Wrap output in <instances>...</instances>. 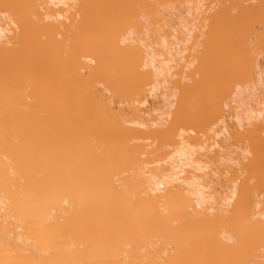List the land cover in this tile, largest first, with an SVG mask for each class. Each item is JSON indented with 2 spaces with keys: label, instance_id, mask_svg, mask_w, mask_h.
<instances>
[{
  "label": "bare ground",
  "instance_id": "bare-ground-1",
  "mask_svg": "<svg viewBox=\"0 0 264 264\" xmlns=\"http://www.w3.org/2000/svg\"><path fill=\"white\" fill-rule=\"evenodd\" d=\"M169 1L168 4L181 6L180 10L183 5L188 8L186 22L184 12L178 10V7L177 14L180 12L179 15L182 17L183 14V18L176 14L179 19L174 21L175 23L173 19L174 24L169 23L170 21L167 24L165 19L162 20L163 17L166 18L165 16L168 18L169 13L166 12L168 8L165 6L167 2L165 0L162 1L165 3H160L159 0H154V3L152 0L153 5L156 4L155 7L162 6L161 9L165 7V11L155 7L153 10L150 0H0V12L2 11L0 15V264H142L145 262L143 259L146 258L141 256L142 252L151 251L150 248L154 245L155 252H151L158 258H155L157 262L153 263L152 260L151 264L163 261L168 264L166 259L168 256L169 262L173 263L176 260L173 250H170L171 254L161 253L164 245L174 246L176 252H183L186 255L181 254L184 258L180 259L179 256L176 264H180L184 259L188 264L191 261L192 264H197L196 257L199 256V262H203L201 264H211V261L215 260L211 259L216 258V250L217 253L219 251L218 254L223 252L225 255L221 258V253L220 257H217L220 262L216 260L214 264H236L235 262L242 264L241 262L246 260V258L243 260V257L247 256L248 262H243L244 264H257L256 262L259 264L254 255L259 253L262 246L264 247L262 240L264 236L258 235V239L262 238L260 239L263 244L259 250L256 247L260 244L255 240L257 237L255 232L264 235L262 228L264 212L259 211L261 206H257L264 200L260 199L261 191L263 190L264 193V109L255 112L244 103L250 97L247 95H251L247 92L248 83L251 81L250 75L253 70H258L264 65V58H261L260 67L257 59L264 48V38L260 35L264 33V0H228V6L223 0H217L221 3L220 5L217 2L221 6H215L217 11L214 6L215 9L210 7L211 4L216 3V0L215 3L212 0V3L207 5L209 7L206 6L207 17L204 18H207L206 28L204 31L200 30L205 33L203 38L202 33L194 35L199 27L196 28L193 21L189 20L192 16L190 12L197 9L194 3L197 4L198 0H186V2L184 0L186 4L183 0H177L182 5L173 2L174 0ZM136 4L144 8H139L135 6ZM40 6L45 10L44 14L40 13ZM133 6L141 11L145 9L143 12L146 13L141 14L146 16L144 17L146 19L149 16L152 21L157 17L156 12L158 14L161 12L162 16L160 14L158 17L161 16L162 19L159 17L158 22L156 19V24L161 23L159 25L165 27L166 23L168 31L171 30L170 34H167L166 28H162L161 31L159 25L156 31H153L151 25L154 23L151 24L150 20L146 22L143 18L146 29L150 22L147 33L148 30L143 29V25L140 24L142 19L139 17L142 15L139 14V9L137 10L139 13L136 11L137 14L134 15L133 12V15L141 19L135 22L146 30L145 33L138 25L134 27V23L129 25H133L134 29L138 26L139 31H143L142 34L138 29L139 33L131 27L128 32L125 30V34L124 29L117 33L120 28L119 30L117 27L113 28L117 25L114 21H118L116 23L119 24L121 20L119 26H122L123 18L117 17L116 13L119 15L125 11V15L130 11L126 14L127 17L123 16L124 19L128 18V21L129 18L132 20L134 16L131 17V11L137 9ZM184 11L186 13V10ZM201 13L202 16L205 15L202 11ZM112 14L115 15L110 18ZM115 16L119 20L113 19ZM111 19L114 20L111 23L115 25L113 27L109 25ZM161 20L165 22L164 26ZM197 20L200 23L199 18ZM125 22L127 21L124 20L127 27L128 24L126 25ZM157 29L161 32H157ZM256 31L260 34L254 36ZM153 33L156 37L150 38L155 35ZM193 36L195 39L188 49L186 44L192 42L190 39H193ZM197 39L201 48L196 44ZM196 45L197 49H194ZM187 49L193 51L187 58L190 59L195 54L193 60L191 59L189 63L187 61L188 64L185 62V68L179 67L180 61L186 59V55L184 58L182 54H187ZM127 51H130V54L134 53V56L130 55L131 57H136L134 58L136 65L129 68L126 58L124 59ZM175 67H178L176 68L178 71L172 75L171 71ZM185 69L189 70L184 73ZM127 71L130 73L128 74ZM256 72H259L256 75H260L261 71ZM183 73L185 75L187 73L186 77ZM172 77L174 80L170 81ZM233 79L246 81L247 84L243 86L245 88L234 85ZM257 79L256 83L258 81L257 84H260V78ZM169 82H172L171 86L168 85ZM97 85L100 86L99 89ZM167 85L172 89H168ZM233 87L236 89H232ZM111 94L116 97L126 95V98L128 97L132 102L127 99L123 101L122 97L121 100L127 102L125 105L130 101L129 105H122L119 103L120 97L118 101L117 98H112ZM175 94L177 97L174 96ZM230 96L232 98L228 100L227 97ZM174 97L177 106L172 105ZM170 108L173 112H170ZM225 108L228 109L227 112L224 111ZM125 110L127 117L130 115L129 118H124ZM163 117H167L169 125H172L170 131L166 129L168 127L165 126L166 120H163ZM216 119H219L218 122ZM219 122L222 124L220 125ZM207 126L212 128L208 130ZM179 127L187 129L184 130V134L180 133L183 131H178L181 130ZM173 130L176 136L172 133ZM196 131H201V135L202 132H206L203 136L200 135L203 139L200 143L202 146L205 144L203 137L207 135L206 140H210L212 146L218 147L217 153L208 149L213 153L212 156H208L211 155L208 150H205L206 153L204 152L203 155L199 154L205 147L199 146L198 140L194 142L191 137L188 141V137H185L186 133L193 132V135H197ZM231 131H233L232 136H240L248 143L245 141L242 142H245V145L240 143L247 147L243 149L240 146L243 152L239 151L244 155L245 150L247 156L243 157L247 159L245 158L244 162L243 157H240L242 162H238L246 172L235 162L240 159L234 160L239 157L233 156L239 145L236 144V150H233L234 148L233 151L230 150L232 151L230 156L226 154L229 148L222 151L228 139L226 136H231ZM222 133H226L225 137ZM183 137L188 143L191 141L190 145ZM176 138L180 139L176 140ZM149 140H158V143L154 142L159 146L163 143V150L166 146L170 148L163 159L158 160L154 157L160 158V152L157 150L155 151L158 155L157 152L155 155L152 154L154 160L156 158L159 161H154L159 165L157 167L153 166L148 159L149 156L147 157L148 150H151V153L155 152L150 148ZM140 141L142 143L145 141L148 147L136 143ZM142 147L148 148L146 152ZM144 153H148L145 157L149 163L142 159ZM206 154L205 158L209 157L213 162L209 158H204ZM213 156H216V162ZM198 159L200 161L205 159L206 162L204 160V163L200 162ZM207 162L211 167L218 165L214 167L221 171V175L230 173V175L226 173L223 177V181L226 178V184L227 182L229 184L227 194L222 195V192L218 196L219 191L223 189L222 185L218 187L219 191L218 189L214 191L212 189L215 187H210V192L214 191V200L207 194L208 181L211 179V182H214L211 172L214 170L205 164ZM233 165L238 166L244 173ZM232 167H236L241 176L238 174L239 176L235 178L236 170ZM208 169L213 179L209 176L210 179L207 180L205 176L208 174H202L204 171L207 173ZM227 169L229 171H226ZM228 184L225 185L226 190ZM240 192L244 195H240ZM241 197H245L243 200L246 201L249 199L247 202L244 201L247 205L241 203L239 205V202L243 203ZM255 197L262 201L258 202ZM215 199H218L217 202ZM256 201L254 207L253 202ZM249 202L251 205L253 203L252 210L257 211L258 215L255 213V216L259 217H255L251 212ZM209 204H216L225 210L213 208ZM242 205L247 206V209L244 208L247 214ZM248 209L253 215L248 213ZM213 211H219L222 215L219 213L217 217L211 213ZM227 212L230 213L231 216H228L232 217L233 222L230 219V222L227 221L229 218L225 214ZM224 214L228 218L224 219ZM219 215L224 217H222L224 221L223 219L221 221ZM204 216L208 218V221L204 219L206 221L204 226L211 232L214 223L218 225V219L214 216L220 219L218 222H224L223 224L219 222L222 224H219L222 229L227 226L226 231L225 229L219 231L220 227L216 229L217 225H215L212 236L217 239L218 245L216 242L215 245L221 247L223 243L225 244L224 247L229 251H227L228 255L226 250L222 251L223 247L217 248L212 239H209L211 232L205 240L204 233L200 230L203 225L198 223L197 218H202L203 221ZM209 216L211 219L214 218L212 219L214 222ZM251 216L256 220L253 221ZM190 217L195 223L188 222ZM193 218L197 220L194 221ZM196 223L199 225L197 226ZM193 224H196V227ZM248 224L250 227L247 226ZM251 224L255 227L254 232L249 231L246 238L248 240L252 235V240L246 242L245 235L242 234L248 233L246 229L251 228ZM255 225H260V229ZM232 229H236L235 232L238 230L237 235ZM198 235H202L201 238ZM238 235L244 237L243 241L238 240L242 238H238ZM195 238L199 243L202 241L205 247L201 245L204 248L207 245L209 247L211 242L213 244L204 252L197 246L199 250L201 249L198 253V248L193 245L197 242ZM152 240L155 244H152ZM253 241L256 245H253L255 244ZM150 242L153 246L149 248ZM232 242L235 250L229 244ZM234 243L239 245L244 243L245 246L240 245V248L243 247L246 251L245 253L243 251L242 256L238 254L239 246ZM246 243L247 245L251 243L248 246L256 248L258 253L250 247L247 251ZM165 248L163 252L170 249ZM195 250L197 256L194 254ZM250 250L256 252H251L252 255L249 253ZM261 251L260 255L264 248ZM148 252L147 255L152 254ZM247 252L254 256V261H257L251 262L253 257L247 255ZM259 254L257 256L262 257ZM164 256H166L165 260ZM228 256L231 258L236 256L235 259L242 258V261L240 259L233 261L235 260L233 258L231 262ZM194 258L197 259L196 262ZM148 260L151 261L150 258ZM145 263L149 264V262Z\"/></svg>",
  "mask_w": 264,
  "mask_h": 264
},
{
  "label": "rangeland",
  "instance_id": "rangeland-1",
  "mask_svg": "<svg viewBox=\"0 0 264 264\" xmlns=\"http://www.w3.org/2000/svg\"><path fill=\"white\" fill-rule=\"evenodd\" d=\"M155 1H156V0H155ZM162 1H163V0H162ZM162 1L159 0L160 3H161ZM165 1H167L166 4H165V6H167V8H168L166 12H167V13L169 12V13H168V18H169V19L172 18V19L169 20V19L167 18V16H165V17L167 18V20H166V18H164V17H163V19H162V18H161V16H162L161 12H160L159 14H158V12H156V13H157V14H156L157 17H156V15H155V17H156V19H157V22H158V20H159V17H160L162 20L165 19L164 21H165V22L167 21V24H168L169 21H170L169 23H171L173 19H174L173 22H174V21L176 22V21H178L177 19H179V18H177V15H178L180 18H183V14H185L184 16H186L185 22H186V20H188V19H187V18H188V16H187V9H188V8L186 9L185 6L183 5V6H182V10H180L181 6H178L177 4H175L176 6L173 4V5H174V6H173L172 4H168V3L170 2L169 0H165ZM172 1H173V0H172ZM172 1H171V2H172ZM178 1H180V0H178ZM178 1H177V0L175 1V0H174L173 2L178 3ZM189 1H190V0H189ZM192 1H193V0H192ZM194 1H196V0H194ZM200 1H201V2H200ZM200 1H199V0L197 1V2H198L197 4H199V5L195 4L196 2L194 3V5H195L196 7H195V6H191V7H195V8H197V9H196V10L194 9V10H195V11H194L193 8H192L193 11L190 12V14H191L192 16H190V18H189V20L193 21L192 23L194 24V26H196V28H198V27L200 28V29L198 28V29H197V32H195V34H194L195 36H196V34H197V35H201V33H202L201 31H204V29L206 28L205 23H207V22H206V19H207V18L204 19L205 17H207V15H206V14H207L206 6H207V5H210V3H212V2H211L212 0H210V1H209V0H200ZM208 1H209V2H208ZM213 1H214L213 3H215V0H213ZM221 1H222V0H221ZM227 1H228V0H223V3H227ZM150 2H152V0H150ZM153 2H154V0H153ZM153 2H152V6H153L152 9H153V10H155L156 8L158 9L159 6H158V7H155L156 4L153 5V4L155 3V2H154V3H153ZM183 2H184V0H183ZM185 2H186V0H185ZM185 2H184V3H185ZM202 2H203V3H202ZM217 2H218V1L216 0L215 5H212V4H211L210 7H213V6L215 7L216 5H218V3L221 5L220 2H218V3H217ZM157 3H158V2H157ZM162 3H165V2H162ZM192 3H193V2H192ZM192 3H191V4H192ZM205 3H206V4H205ZM178 4L182 5L181 2H179ZM185 4H186V3H185ZM191 4H190V5H191ZM145 5H146V4H145ZM158 5H160V4L158 3ZM161 5H164V4H161ZM220 5H218V6H220ZM225 5H226V4H225ZM135 6H138V7H139V5H137V4H136ZM197 6H198V7H197ZM227 6H228V3H227ZM133 7H134V6H133ZM141 7H142V6H141ZM141 7H139V8H141ZM154 7H155V9H154ZM163 7H164V6H163ZM177 7H178L179 9H178ZM183 7H184V10H186V13H185V11L183 10ZM191 7H190V9H191ZM207 7H209V6H207ZM214 7H213V9H215L217 6H216L215 8H214ZM220 7H221V6H220ZM134 8H137V7H134ZM139 8L135 9V11H131V12H132V13H131V15H132L131 17H133L134 15H136V14L139 13V12H140V13H139L140 15H142L141 13H143V14L146 13V12H143L145 9H144V10L142 9L143 11H141V9H139ZM142 8H144V7H142ZM161 8H162V6H161ZM161 8H159V9H161ZM173 8H174V9H173ZM199 8L201 9V11L203 12V14H205V15H203V16L201 15L202 13H201V11H200ZM203 8H204V9H203ZM218 8H219V7H218ZM132 9H133V8H132ZM132 9H131V10H132ZM138 9H139L140 11H139ZM175 9H176V10H175ZM177 9L180 10L181 12H184L183 14L181 13V14H182V17H181V15H179L180 12H179V14H177V13H178V12H177ZM41 10H42V11H41ZM137 10H138L139 12H138ZM161 10H162V11H163V10L165 11L166 9H165V7H164V9H161ZM161 10H160V11H161ZM39 11H40V13H43V14H44V12H45V10L41 9V6H40V8H39ZM117 11H118V12H121V11H119V10H117ZM123 11H124V10H123ZM136 11H137V13H135ZM156 11H157V10H156ZM158 11H159V10H158ZM170 11H172V12H170ZM196 11H197V13H196ZM215 11H217V8L215 9ZM129 12H130V11L126 12V14L129 13ZM133 12L135 13L134 15H133ZM154 12H155V11H154ZM194 12H195L196 14H195ZM205 12H206V13H205ZM124 13H125V11H124ZM124 13H123V12H122V14L119 13L120 16L117 15V13H116V16H117V17H120V19L123 18V19H122V20H123V23H122V24H123V25H122L123 28H121L122 26H119V25L121 24L122 21L119 20L118 18H116V16L113 17V19L115 18L116 20H119V21H120L119 24L116 23V22H118V21H114V20H113L114 23H115V25H116V24H117V25H116V26H115L114 24L112 25V24H111V23H113L112 19H111L112 22L109 23V25H111L112 27L115 26V27H113L114 29L117 27V30H119L118 28H120V31H117V33H120V32L123 31V29H124L123 32H124V34H125L126 31L128 32V31H129L128 29H131L132 26H133L134 24H135L134 27H136V25L139 24V23L136 24V22H139V20H141V19H142V23H140V24L143 25V29L146 27V26L144 25L145 23H143V18L146 17V16H144V15H142V17L140 16L139 18H141V19L137 18V16H136V17L134 16V17L132 18L133 21H132L130 18H129V21H128V20H127L128 18L124 19V16L127 17V15H126V14L124 15ZM163 13L165 14V12H163ZM1 14H2V11L0 12V15H1ZM4 14H5V12H4ZM160 14H161V16L158 17V15H160ZM176 14H177V15H176ZM199 14H200V15H199ZM114 15H115V14L110 15V16H111L110 18H112V16H114ZM123 15H124V16H123ZM128 15L130 16V14H128ZM198 15H199V17H198ZM121 16H122V17H121ZM147 16H148V15H147ZM193 16H194V17H193ZM153 17H154V16H153ZM147 18H148V19L144 18V19L146 20V22H148V21L150 20V17H149V16H148ZM191 18H192V19H191ZM194 18H195V20H194ZM198 18H199V20H200V23H199V21L197 20ZM200 18H201V19H200ZM138 19H139V20H138ZM156 19L153 20V21L150 20V22L152 21L151 24L154 23L153 25H151V26H153V27H152V28H153V31H154V30L156 31V28H157V26H158L159 24L161 25V23L156 24V23H157V22H156ZM203 19H204V20H203ZM5 20H6V19H5V17H4V21H5ZM124 20L127 21V22H125L126 25H127V24L129 25V23H130V24H133V23H134V24L131 25V26L129 25V27H128V25H127V27H128V28H127V27L125 26V24H124ZM136 20H137V21H136ZM162 20H161V22H162ZM201 20L204 21V22H202ZM135 21H136V22H135ZM154 21H155V22H154ZM196 21H197V22H196ZM140 22H141V21H140ZM150 22H149L148 25H147V23H146L148 29L150 28V27H149V26H150ZM159 22H160V21H159ZM165 22H162L163 26H164V23H165ZM173 22H172L171 24H174V23H175V22H174V23H173ZM189 22H190V21H189ZM201 22H202V23H201ZM190 23H191V22H190ZM140 24H139V25H140ZM139 25H138V26H139ZM141 25H140V26H141ZM154 25H155V27H154ZM160 25H159L158 28L161 27V31H162V28L165 29L166 26H167L166 23H165V27H162V26H160ZM199 25H200V26H199ZM203 25H204L205 27H204ZM207 25H208V24H207ZM111 26H110V27H111ZM118 26H119V27H118ZM138 26H137V29L140 27V26H139V27H138ZM201 26H202V27H201ZM124 27H125V28H124ZM130 27H131V28H130ZM134 27H133L132 29H134ZM141 27H142V26H141ZM141 27H140V28H141ZM167 27H168V26H167ZM260 27H261V26H260ZM140 28H139V29H140ZM175 28H177V27H175ZM193 28H195V27H193ZM196 28H195V29H196ZM256 28H257V27H256ZM258 28H259V27H258ZM261 28H262V27H261ZM261 28H259V29L261 30ZM137 29H134V30L137 31ZM139 29H138V31H139ZM143 29L141 28V30H143ZM145 29H146V28H145ZM148 29H146V30H148ZM195 29H193V30H195ZM125 30H126V31H125ZM146 30H143L144 32H143V31H139V32L142 34V32L145 33ZM159 30H160V29H159ZM168 30H169V29L166 28V31H168ZM200 30H201V31H200ZM206 30H207V29H206ZM256 30H257V29H256ZM260 30H259V31H260ZM263 30H264V27H263ZM263 30H262V32H263ZM138 31H137V32H138ZM161 31H158V29H157V32L160 33ZM198 31H199L200 33H198ZM123 32H122V33H123ZM139 32H138V33H139ZM148 32H149V30L147 31V33H148ZM151 32H152V31L150 30V34H151ZM157 32H156V33H157ZM164 32H165V31H164ZM168 32H169V33H168ZM168 32H167V34H170L171 30L168 31ZM256 32H257V33H256ZM256 32H255V35H254V36H256V34L259 33L258 31H256ZM117 33H116V34H117ZM159 33H158V34H159ZM192 33H194V32H192ZM153 34H155V33H153ZM158 34H157V35H158ZM164 34H165V33H164ZM204 34H205V33H202V35H201L202 38H203V35H204ZM259 34H260V33H259ZM263 34H264V33H263ZM263 34L261 33L260 35H262L263 38H264V35H263ZM117 35H120V34H117ZM151 35H152V34H151ZM151 35H149V36H151ZM159 35H162V34H159ZM192 35H193V34H191V36H192ZM260 35H258V36H260ZM60 36H61V34H60ZM60 36H59V37H60ZM154 36L156 37V34L153 35V36H151L150 38H152V37H154ZM166 36H167V35H166ZM176 36H178V34H176ZM191 36H190V37H191ZM262 36H261V37H262ZM201 37H200V36L198 37L199 40L201 39ZM191 38H192V37H191ZM59 39H60V38H59ZM194 39H195V38H194V36H193V39H190V41L192 40V42H189L190 44L187 43V44H186V48H187V46H188V49L191 48L190 46L192 45ZM196 41H197L196 44L199 45L200 42H198V39H197ZM251 41H252V39H251ZM197 45L195 46L194 49H197V48H196ZM199 46H200V45H199ZM200 48H201V46H200ZM188 49H187V52H188L187 54H182V56H183L184 58H185L184 55H186V59H185V61H183V62L180 61V63H179V67H184V68H185V67H186V63H187V61H188V63H189V62H191V59L193 60V57H194L195 54L193 55L192 58H190V59L187 58V56L190 57V56H191L190 54H192V53H191L192 50L190 51V50H188ZM198 49H199V47H198ZM189 51H190V52H189ZM129 52H130V51H127V52L125 53V56H124V59L126 58L125 61L128 63V66H127L128 68L131 67V66H133V65H134V66L136 65V64H135V59H134V58H136V57H131V56H130V55L134 56V55H133L134 53L132 54V52H131V54H130ZM192 52H193V51H192ZM198 52H199V51H197V53H198ZM262 52H264V48H263L262 51L260 52V54H261V55L259 56L260 58H259V57L257 58V59H258V62L260 63L259 67H260L261 64H262V63H261V61H262L261 58H264V53L262 54ZM185 53H186V52H185ZM197 53H196V54H197ZM122 54H123V53H122ZM126 54H128V55H126ZM188 54H189V55H188ZM123 55H124V54H123ZM120 56H121V55H120ZM128 56H129L130 58H129ZM262 56H263V57H262ZM127 58H128V59H127ZM124 59H123V61H124ZM182 59H183V58H182ZM187 59H188V60H187ZM127 60H128V61H127ZM183 60H184V59H183ZM136 61L138 62V59H137ZM185 62H186V63H185ZM130 63H131V64H130ZM182 63H183V64H182ZM188 63H187V64H188ZM124 64H125V63H124ZM129 64H130V65H129ZM184 64H185V65H184ZM125 65H126V64H125ZM182 65H183V66H182ZM261 67H262V68H261ZM261 67L258 69L259 71H261V72H260V75H259V74L256 75L257 73H259V72H256V71H258V70H253L254 72H252V75H250V76H251V77H250V80H251V81L248 80V81H249V83H248L249 85L247 86V88H248L247 92H248L249 94H251V95H247V97H248V96H250V97H249V99L247 98V99H246V103H244V104H247L248 108L250 107V109H252V110L255 111V112L264 109V99H263V98H264V79H263V78H264V65H262ZM176 68L178 69V67H175V69H176ZM175 69H173V71H171V74L174 73V75H175V74L177 73L178 70H177V69L175 70ZM261 69H262V70H261ZM174 70H175V71H174ZM183 70H184V69H183ZM188 70H189V69H188ZM188 70L185 69V71H183V72L185 73V72H187ZM127 73L129 74L130 71H127ZM184 73H183V74H184ZM188 73H189V72H188ZM254 74H255L256 76H255ZM172 75H173V74H172ZM184 75H185V74H184ZM186 75H187V73H186ZM186 75H185V77H186ZM253 75H254V76H253ZM262 75H263V76H262ZM182 76H183V75H182ZM172 78H173V79H172ZM172 78L170 79V81L174 80V77H172ZM253 78H255V79H254L255 82L253 81ZM257 78H260V79H259V80H261L260 84H257L258 81H257V83H256V79H257ZM257 80H258V79H257ZM250 82H252V83L250 84ZM170 83H171V85H172V82H169V84H168L169 86H171ZM231 83H232V82H231ZM245 83L247 84L246 81L243 82V81H240V80L237 81V79H233V84L236 85V86H238V87L245 88V87H243V86L245 85ZM262 83H263V84H262ZM256 84H257V85H256ZM168 85H167V86H168ZM230 85H231V84H230ZM251 85H252L253 87H252ZM169 86H168L167 88L171 90L172 87L169 88ZM99 87H100V86H99ZM99 87H98V85H97V88H98V89H99ZM173 87H174V86H173ZM249 87H251L252 89H251V88L249 89ZM254 87H256V89H255ZM232 89L235 90L236 88L233 87ZM170 90H169V91H170ZM173 90H174V89H173ZM234 90H232V92H233ZM174 91H176V90H174ZM230 91H231V90H230ZM170 92H171V91H170ZM167 93L170 94L169 92H167ZM172 93H175V92H172ZM230 93H231V92H230ZM248 93H247V94H248ZM109 95H110V94H109ZM113 95H114V94H113ZM113 95L111 94V96H113ZM174 96L177 97V94H175ZM231 96H232V95H231ZM231 96H230V97H227L228 100H230V98H232ZM114 97H115V99L117 98V100L119 101V98H118V97H120V96H118V97L113 96L112 98H114ZM122 97H123V99H122L123 101H124L125 99L130 100V99H128V97L126 98V95H125V96L122 95ZM122 97H120V101H121V102L119 101V103H121L122 105H125V103H127V102H123V101L121 100ZM175 97L173 98V101H172V102H173L174 104H172V105L177 106V105H175V102H174ZM178 97H179V96H178ZM227 98H224V99H227ZM115 99H111V100L113 101V100H115ZM224 99H222V101H223ZM117 100H116V101H117ZM127 100H126V101H127ZM132 100H133V99H132ZM130 101H131V100H130ZM130 101H128V104H126L125 106L129 105V102H130ZM225 101H226V100H225ZM114 102H115V101H114ZM114 102H113V103H114ZM131 102H132V101H131ZM223 102H224V101H223ZM228 102H229V101H228ZM228 102H227V103H228ZM244 102H245V101H244ZM115 103L118 104V102H115ZM156 103H157V102H156ZM131 104H132V103H131ZM156 105H158V103H157ZM156 105H155V106H156ZM256 105H257V106H256ZM262 105H263V106H262ZM174 106H172V107H174ZM224 106H225V105H224ZM224 106H223V107H224ZM174 108H175V107H174ZM226 108H227V107H226ZM226 108H225V110H224V109H223V110L227 112L228 109L226 110ZM257 108H258V109H257ZM262 108H263V109H262ZM123 112L126 113L127 110H125V111H123ZM123 112H122L121 114H123ZM170 112H173V110H172L171 108H170ZM226 112H225V115H226ZM128 114H129V113H128ZM123 115H124V118H125V117H126V118H129V117H130V115H128V117H127V113H126V114H123ZM123 115H122V116H123ZM169 117H170V116H169ZM170 118H171V117H170ZM170 118H169V119H170ZM169 119H168V120H169ZM171 119H172V118H171ZM171 119H170V120H171ZM163 120H166V122H165L164 124H165V126H167V127L169 128V129H168V128H166V129L170 131V126H172V125H169V123H168L169 121H167V117H163ZM216 120H217V119H216ZM216 120H215V121H216ZM218 120H219V119H218ZM218 120H217V122H218ZM171 123H172V122H171ZM219 123H220V125L222 124L221 122H219ZM230 123H231V122H230ZM229 125H231V124H229ZM165 126H164V127H165ZM176 126L178 127V125H176ZM184 126H185V125H183V128H184ZM173 127H174V126H173ZM190 127H191V126H190ZM198 127H199V126H198ZM208 127H209V128H208ZM179 128H180V127H179ZM181 128H182V127H181ZM181 128H180V129H181ZM185 128H186V127H185ZM195 128H197V127H195ZM207 128H208V130H210V128H212V127H211V126H207ZM176 129H177V128H176ZM188 129L190 130V128H188ZM204 129H205V128H204ZM204 129H201V130H204ZM167 130H166V131H167ZM184 130H185V129H181V130L178 129V131H183V132H180V133H183V134H184ZM186 130H187V129H186ZM186 130H185V131H186ZM193 130H194V129H193ZM205 130H206V129H205ZM230 130H231V129H230ZM230 130H229V131H230ZM173 131H174V130H173ZM178 131H177V132H178ZM197 131H198V129H197ZM197 131H196L197 135H193V134H194L193 132H192V133H189V134L186 133L185 137H186V136L188 137V141H189V138L192 137V141L195 142V140H198L199 143H200V141L202 142L203 139L201 138V136H203V134H206V132H202V135H201V134H200L201 131H200V132H197ZM206 131H207V130H206ZM164 132H165V131H164ZM188 132H189V131H188ZM190 132H191V130H190ZM194 132H195V131H194ZM208 132H209V131H208ZM208 132H207V133H208ZM232 132H233V131H231V134H230L231 136H228V135L226 136V138H228L227 140L225 139V140H226V142H225V146H226V147L224 146V150H222V151L224 152L225 150H227L226 148H229V149L227 150L228 153H226V152H225V153L228 154V156H230L229 154L232 155V151H233V150H236V148L238 147V149H237L236 151H234L233 156L237 155V156H239V157L236 158L237 156H235L234 158H236V159H234V158H233V159H234V160L240 159V161H235L236 163H238V162H242V160H241L240 157H243L244 155L247 156V154L245 153V150H244V155H243V153H240V152H241V151L243 152L242 148H243V149H244V148H245V149L247 148V147L242 146V145H245L247 142H246L244 139L242 140V137H240V136H239V137H238V136H236V137H235V136H232ZM167 133H168V132H167ZM167 133H166V134H167ZM172 133H174V135L176 136L175 131L172 132ZM178 133H179V132H178ZM210 133H211V132H210ZM187 134H188V135H187ZM227 134H228V133H227ZM162 135H163V134H162ZM178 135H180V134H178ZM178 135H177V136H178ZM191 135H193V136H191ZM200 135H201V136H200ZM222 135H224V137H225L226 133H224V134L222 133ZM164 136H166V135H164ZM206 136H207V135H206ZM206 136L203 137V138L205 139V141H203V142H205V144H204L205 146H204V145L202 146V143H200V145H199V146H201L202 148H203V147L206 148V149L204 148V150L202 149V150H203L202 152H201V151H200V152L198 151L199 154L201 153V155H203L204 152L206 153L205 150H208V149H209L210 151H212V150L214 151V150H215V152H216V149H218V147L216 148V146H212L213 144H212V142H211L210 140H206V138H205ZM185 137H183L184 140L186 139ZM207 137H208V136H207ZM221 137L223 138V136H221ZM221 137H220V138H221ZM229 137H231L232 139H231V138L229 139ZM164 138H165V137H164ZM196 138H197V139H196ZM233 138H234V139L236 138V139L233 140ZM240 138H241V139H240ZM244 138H245V137H244ZM179 139H180V138H176V140H179ZM237 139H238V140H237ZM145 140H147V139H145ZM150 140H152V139H150ZM150 140H149V141H150ZM190 140H191V139H190ZM228 140H230V141L228 142ZM154 141H156V140H154ZM154 141H150L149 146H150V148H152L154 151L157 150V151L160 152V153H159L160 158L157 157V156H154V157H156L158 160L163 159L164 156H165V154H166L167 152L170 151V148L167 147V146L165 145V146H166V147H164L165 150H163V147H162V146H163V143L161 142V143H162V146H159V145L156 144V142L158 143V140H157L156 142H154ZM159 141H160V140H159ZM185 141H187V140H185ZM188 141H187V143H188ZM206 141H208V142L206 143ZM231 141H232V142H231ZM234 141H235L236 143H235ZM238 141H239V142H238ZM243 141H245L246 143H245V142L242 143ZM247 141H248V140H247ZM144 142H145V141H144ZM144 142L142 143V141H140V142H136V143H139V145H141V143H142V146H143V144H144L145 147H146V146L148 147V145H146ZM146 142H147V141H146ZM190 142H191V141H190ZM190 142H189V143H190ZM230 142H231L233 145H232ZM167 143H169V142H167ZM178 143H179V142H178ZM189 143H188V145H190ZM192 143H193V142H192ZM192 143H191V145H193ZM197 143H198V142H197ZM199 143H198V144H199ZM228 143H229V144H228ZM240 143H241L242 145H240ZM165 144H166V142H165ZM198 144H197V145H198ZM206 144H207L208 146H207ZM230 144L232 145V147L230 146ZM236 144L239 145V146L236 147ZM247 144H248V143H247ZM168 145H169V144H168ZM210 145H211V147H210ZM194 146H195V145H194ZM228 146H229V147H228ZM233 146H234V147H233ZM240 146H242V148H241ZM248 146H249V145H248ZM160 147H161L162 149H160ZM207 147H208V148H207ZM213 147H214V148H213ZM196 148H198V147H196ZM232 148H234V149L232 150ZM142 149H143L144 152H146L145 150L148 149V148H143V147H142ZM249 149H250V148H249ZM249 149H248V150H249ZM153 150H152V151H153ZM161 150H162V151H161ZM209 150H208L207 152L210 153L211 155H208V156H212L213 153L210 152ZM230 150H232V151H230ZM240 150H241V151H240ZM157 151L151 153V150H148L149 155H147V157L149 156L148 159L150 160V162L153 164V166L155 165L156 167L159 166V165H157L154 161H156V162H159V161H157L156 158H155V160H154L152 154L155 155V153H156ZM237 151H238V152L240 151V152H239L240 154H239ZM198 152H197V154H198ZM215 152H214V153H215ZM229 152H230V153H229ZM236 152H237V154H235ZM246 152H247V151H246ZM216 153H217V152H216ZM221 153H222V152H221ZM248 153H249V152H248ZM146 154H148V153H144V156L142 157V159L148 161V163H149V160H147V158L145 157ZM218 154H219V153H218ZM157 155H158V152H157ZM195 155H196V154H195ZM219 155H220V154H219ZM223 155H224V154H223ZM223 155H222V156H223ZM240 155H241V156H240ZM250 155H251V154H250ZM250 155H249V157H250ZM162 156H163V157H162ZM197 156H200V155H197ZM205 156H207V154L204 155V158H205ZM224 156H225V155H224ZM233 156H231V157H233ZM213 157H214V160H215V162H216V159H215L216 156H213ZM231 157H230V158H231ZM197 158H198V157H197ZM207 158H209V157H207ZM207 158H205V159H207ZM225 158H226V157H225ZM245 158H246V157H245ZM245 158L243 157L244 162L246 161ZM194 159H195V158H194ZM205 159H202L201 161L203 162V160H204V161L206 162ZM209 159H210V158H209ZM246 159H247V158H246ZM144 160H142V161H144ZM210 160H211V159H210ZM210 160H209V162H210ZM198 161H200V160L198 159ZM201 161H200V162H201ZM211 161L213 162V160H211ZM232 161H233V160H232ZM209 162H207V163H205V164H207V166H210V167H211V165H208V164H210V163H212V162H210V163H209ZM215 162H214V163H215ZM148 163H147V165H148ZM151 163H150V164H151ZM203 163H204V162H203ZM150 164H149V165H150ZM212 164H213V163H212ZM232 164H233V163H232ZM234 164H235V163H234ZM238 164H239V163H238ZM238 164H237V165H238ZM215 165H216V164H215ZM215 165H212V167H214ZM240 165H241V168H242L243 166H242L241 163H240L238 166L240 167ZM216 166H218V165H216ZM233 166H236V165H233ZM238 166H236V167H237L238 170H240V169L238 168ZM151 167H152V166H151ZM212 167H211L210 169H211V170H214V171H211L214 179L212 178V175H211V176L209 175V173H210V169H208V172H207V173H206V171H207V169H206V171H204L205 173L203 172L202 174H203V175H204V174H208V175L205 176L206 179H207V180L210 179V178H209V176H210V177L213 179V181H214V182H211L212 180L210 179V180L208 181L209 184L207 183V184L209 185V186H208V191H207L208 193H207V194H208V196L211 195V197H213V200H214L215 195H213V192H214L216 189H218V187H220V186L222 185V186H221V187L223 188L222 190H224V189H225V190H224V191H222V190L219 191V189H218V190H217V191H219V194H218V192H217L218 196H220L222 192H223L222 195L227 194V192H228V188H229V184H228V182H227L228 186H227V190H226L225 185H227V184H226V181H227V180H226V178H224L225 180L223 181V177H224V175H225L227 172L225 173V172L223 171L225 174H224V175H223V174L221 175V171H220V170H216L217 167H216V168H215V167L212 168ZM230 167H231V165H230ZM230 167H229L228 169H230ZM236 167H235V168H236ZM147 168H148V166H147ZM232 168H234V167H232ZM235 168H234V169H235ZM148 169H150V168H148ZM151 169H152V168H151ZM219 169H220V167H219ZM228 169H227L226 171H229ZM234 169H232V171H234ZM243 169H244V172H246V171H245L246 169H245L244 167H243ZM153 170H154V168H153ZM235 170H236V169H235ZM238 170H236L237 174H236V172L234 173V174H235L234 176H236L235 178H237V176H239V175L241 176V174H239L240 171H241V173H244V172L242 171V169L239 171V173H238ZM230 172H231V170H230ZM198 174H200V173H198ZM202 174H200V175H202ZM210 174H211V173H210ZM227 174L230 175V173H227ZM238 174H239V175H238ZM231 175H232V177L234 178V176H233L232 173H231ZM242 175H243V174H242ZM207 177H208V178H207ZM215 177H216V178H215ZM229 177H230V176H229ZM238 178H239V180L241 179L240 177H238ZM244 178H245V177H244ZM236 180H237V179H236ZM239 180H238V181H239ZM241 180L243 181V179H241ZM241 180H240V181H241ZM215 181H217V182H215ZM238 181H237V182H238ZM240 181H239V183H240ZM224 182H225V184H224ZM250 182H251V181H250ZM253 182H254V181H253ZM253 182H251V183H253ZM211 183H213V184L211 185ZM215 183H216V184H215ZM220 183H221V184H220ZM214 184H215V186H214ZM217 184H218V185H217ZM219 184H220V185H219ZM249 184H250V183H249ZM223 185H224V186H223ZM211 186H212V187H215V188L212 189V190H214L212 193L210 192V191H211V188H210ZM230 186H231V185H230ZM216 187H217V188H216ZM260 190H262V189H260ZM225 191H226V193H224ZM262 191H263V190H262ZM262 191H261L260 194L263 195L264 193H262ZM244 192H245V191H244ZM257 192H259V191L257 190ZM240 193H241V192H240ZM260 194H259V195H260ZM240 195L243 196L244 193H243V194L241 193ZM255 195H256V194H255ZM262 195H261L260 199H262V198L264 199V195H263V197H262ZM218 196H217V197H218ZM247 196H249V195H247ZM245 197H246V196H245ZM245 197H243V198H245ZM249 197H250V196H249ZM249 197H248V198H249ZM257 197H259V196H257ZM257 197H255V198H257ZM219 198H220V197H219ZM241 198H242V197H241ZM243 198H242V200H243ZM221 199H222V198H221ZM253 199H254V198H253ZM257 199H258V200H257L258 202H261V201H262V200L259 201V198H257ZM213 200H212V201H213ZM217 200H218V199H217ZM217 200L215 199V202H217ZM242 200H240V201H242ZM248 200H249V199H247V201H248ZM244 201H246V200L244 199V200H243V203H242V202H239V205H240V203H241V204H244V203H245ZM247 201H246V202H247ZM257 201H256V202H253V203H254V207H255V204L257 203ZM263 201H264V200H263ZM263 201L261 202V203L263 204V206H262L261 203H260L261 205L258 203L259 205H257V206H259V207L261 206L259 211H262V210H263V212H264V209H263V207H264V202H263ZM218 202H219V201H218ZM220 202L222 203V201H220ZM253 203H252V205H251L250 202H249L248 204H250V205H249V208L251 209V212H253V214H254V216H255V213H256L257 215H258V213H257V211L254 212V210H252V209L254 208V207H253ZM209 205H210L211 207H213V208H216V209H219V208H220V210H223V207H221V206L219 207V206L216 205V204H209ZM244 205H247V203L244 204ZM231 206H232V204L229 206L230 210H231ZM251 206H252V207H251ZM226 207H227V206H225V208H226ZM242 207H243V205H242ZM246 207H247V206L243 207V209L246 208ZM259 207H258V208H259ZM240 208H241V207H240ZM261 208H262V209H261ZM226 209L228 210V207H227ZM246 209H247V208H246ZM246 209H244V212H246V214H247V211H245ZM250 209H248V213L251 214V215H253L252 213H250V211H249ZM224 210H225V209H224ZM224 210H223V211H224ZM255 210H257V208H256ZM228 211H229V210H228ZM229 212L232 213V211H229ZM241 212L244 213L243 211H240V213H241ZM263 212H261V213H263ZM189 213H190V211H189ZM189 213H188V215H189ZM211 213H212L213 215H215V216L218 217V214H219L220 212H219V211H218V212L213 211V212H211ZM259 213H260V212H259ZM191 214H194V213H191ZM209 214H210V213H209ZM220 214H221V213H220ZM225 214H226V216H228L230 213L228 214V212H227V213H225ZM225 214H224L223 216H225ZM213 215H212V216H213ZM221 215H222V214H221ZM221 215H219V217H220ZM185 216H187V215H185ZM197 216H198V215H197ZM210 216H211V214H210ZM210 216H209V218L211 219ZM215 216H214V218H216V219H218V220L221 219V221H222V219L224 218L223 216H221V218L219 219V218H217V217H215ZM226 216H225L224 219L228 218V217L231 216V215H229L228 217H226ZM200 217H202V216L200 215ZM207 217H208V214H207ZM222 217H223V218H222ZM251 217H252V216H251ZM255 217H259V216H255ZM187 218H188V217H187ZM191 218H192V217H190V219H191ZM197 218H198V221H199V222H198V221H196V222H198L200 225H203V226H202L203 228L200 226V227H201L200 230L202 231L201 233H204L203 236L206 238V239H205V238H204V239L207 240V236L210 235V232H211V231L208 230L207 227H205L204 225H206L205 222L208 221V218H205V216H204L203 221L201 220L202 218H200V219H199V217H197ZM197 218H193L194 221H195V219L197 220ZM214 218L212 217L213 220H214ZM190 219L188 220V222L190 221L191 223H195V222L192 221V219H191V220H190ZM204 219H206V221H205ZM212 219H211V220H212ZM224 219H223V221H224ZM229 219H230V221H231L232 217H229V218L227 219L228 222H230ZM251 219H253V217H252ZM260 219H261V218H260ZM211 220H209V222H210ZM213 220H212V221H213ZM218 220H217L218 225H217L216 223H214L213 227H214L215 225H217V226H215L216 229H218V228L220 227L218 230H219V231H220V230L222 231V230H224L225 227H227V226H224V229H222V226H220L219 224H221V223L223 224L224 222L219 221V222H221V223H219ZM254 220H256V219L254 218L253 221H254ZM253 221H252V222H253ZM257 221H258V220H257ZM190 222H189V223H190ZM209 222H208V223H209ZM213 222H214V221H213ZM231 222H233V221H231ZM261 222H263V221H261ZM198 223H196L197 226L199 225ZM210 223H211V222H210ZM210 223H209V224H210ZM225 223H226V221H225ZM196 224H193V225H195V227H196ZM209 224H207V225H209ZM212 224H213V223H212ZM222 224H221V225H222ZM226 224H227V223H226ZM226 224H225V225H226ZM232 224H233V223H232ZM254 224H255V223H254ZM235 225H236V224H235ZM251 225H252V224H251ZM260 225H261V224H260ZM260 225H255V226H256V227L258 226V228L260 229ZM263 225H264V224H263ZM188 226H189V225H188ZM209 226H210V225H209ZM209 226H208V227H209ZM247 226L250 227L249 224H248ZM211 227H212V225H211ZM211 227H210V228H211ZM213 227H212V229H213V232H214L215 230H214ZM239 227L241 228V227H244V226H239ZM249 227H248V228H249ZM210 228H209V229H210ZM232 228H233V225H232ZM234 228H235V227H234ZM248 228L246 229L248 233L246 234V232H245V234H242L243 236L245 235V236H244L245 238L248 236L249 231H253V230L255 229V227H254L253 225L251 226L252 230H249V229H251V228H249V229H248ZM258 228H257V229H258ZM262 228L264 229L263 226H262ZM262 228H261V229H262ZM195 229H196V228H195ZM227 229H228V228H227ZM237 229H238V228H237ZM244 229H245V228H244ZM259 229H258V230H259ZM200 230H198V231H200ZM206 230H208V231H206ZM232 230H233V229H232ZM234 230H236V229H234ZM234 230L232 231V232H234V233H236V232L238 231V230H237V231L235 232ZM240 230H241V229H240ZM224 231H226V229H225ZM262 231H263V230H262ZM207 232L209 233L208 235H207ZM213 232H211V235H210L212 238L210 237L209 239H212V242H213L214 245H215V244L217 243V239L214 238V237L212 236V233H213ZM229 232H231V231H229ZM239 232H240V231H239ZM242 232H243V231H242ZM253 232H254V231H253ZM253 232H250V233H252L253 235H255V233L257 234V237L254 236V239H255V237H256L255 240H256V241L258 240L257 244H260V246H258V247L253 246V245H256V243H255L254 241H253V243H255V244H253V245H251V246L258 248V250H259V247H261V244H262V243H261V239H262L261 237L264 236V235H263V233H262V234H259V233H257V232H255V233H253ZM258 232H259V231H258ZM218 233H219V232H218ZM221 233H222V232H221ZM234 233H233V234H234ZM237 233H238V232H237ZM237 233H236V235H237ZM199 234H200V233H199ZM216 234H217V233H216ZM216 234H215V235H216ZM219 234H220V233H219ZM240 234H241V233H240ZM213 235H214V234H213ZM258 235H260V236L262 235V236L260 237L261 239L259 238L260 240L258 239ZM198 236H199V235H198ZM201 236H202V235H201ZM201 236H199V238H201ZM238 236H239V237H238ZM238 236H237L238 238L242 237V238H240V239H238V240H240V242L243 241L244 237L241 236V235H238ZM249 236H250V235H249ZM237 237H236V238H237ZM251 237H252V235L250 236V238H249L248 240H250V239L252 240ZM199 238H198V240H199ZM213 238H214V239H213ZM234 238H235V237H234ZM236 238H235V239H236ZM202 239H203V238H202ZM215 239H216V240H215ZM235 239H234V240H235ZM153 240H156V239L153 238ZM153 240H152V241H153ZM195 240H196V238H195ZM205 240H204L203 242H205ZM221 240H222V238L220 239V242H221ZM238 240H237V241H238ZM248 240H247V238H246V240L244 239V241H246V242H247ZM262 240L264 241V237H263ZM159 241L162 242L161 240H159ZM159 241H158V242H159ZM196 241H197V240H196ZM196 241H195V242H196ZM208 241H209V240H208ZM208 241H207V242H208ZM210 241H211V240H210ZM263 241H262V242H263ZM154 242H155V241H153V243L150 242V244H151V243H152V244H155ZM197 242L199 243V241H197ZM197 242H196L195 244H198ZM212 242H211V243L209 242V243H210L209 247H208V245L206 244V245H207L206 248H207V247L210 248L211 244H213ZM215 242H216V243H215ZM233 242H236V241H233ZM233 242H232V244H231V243H229V244H230L231 246L234 247ZM250 242H251V241H250ZM222 243H223V242H222ZM237 243H238V242H237ZM237 243H236V244H237ZM244 243H245V242H244ZM244 243H241L240 245L245 246V245H243ZM150 244L148 243L149 248H150V246H151V247L153 246L152 244H151V245H150ZM156 244H157V242H156ZM195 244H193V245L196 246V247H197V246H198V247H201L202 252L206 251V248H204L205 245L202 244V241H201L198 245H195ZM201 244H202L204 247H203ZM234 244H235V243H234ZM236 244H235V245H236ZM250 244H251V243H250ZM250 244L248 243V245H250ZM263 244H264V243H263ZM263 244H262V245H263ZM158 245H160V243H159ZM163 245H164V244H163ZM193 245H192V246H193ZM217 245H218V243H217ZM217 245H215V246H216L217 248H219L220 246H217ZM240 245L237 244V247L239 246V247H238V254L240 253L241 256H242V254H244L246 251L243 250V249H244L243 247L240 248ZM248 245H247V243H246V246H247V247H246V250H247V251H248V249H249L248 247H250V246H248ZM146 246H147V245H146ZM169 246H170V247H169ZM169 246H167V247L170 248V249H167L166 245H164V248L166 247L165 249H167V250H169V251H164V252H163V250H164V248H163L161 253H165V252L167 253V252H168V254H169L170 250H171V251L173 250V255H176V260L174 261L175 263H174V262L171 263V262L168 261V257H169V256L166 257L167 254H165L166 256H164L163 258H164V260H165V257H166V259H167V263H168V264H170V263H171V264H176V263H177V260H179V256H180V259H181V258H182L181 256H182L184 253H183V252H176V251L173 249L174 246H173V247H172L171 245H169ZM215 246H214V247H215ZM224 246H225V244L223 243V245H221L220 248L223 247V248H222V251L226 250L225 252L227 253L228 250H227L226 247H224ZM226 246H228V245L226 244ZM153 247H155V245H154ZM153 247H152V248H153ZM161 247H162V243H161ZM171 247H172V248H171ZM198 247H197V248H198ZM233 247H232V249L235 250V247H234V248H233ZM152 248H150V249H151V251L153 252L155 249H154V248L152 249ZM217 248H216V249H217ZM256 248L253 249V248L250 247V249H252V250H256L257 252H256V251H251V250H250L249 253H251V252H252V253H253V252L258 253V250H257ZM263 248H264V247L262 246L261 249H263ZM157 249H158V247L156 248V250H157ZM194 249H196V248H194ZM201 249H200V250H201ZM228 249H229V247H228ZM239 249H240V251H242V253L239 251ZM241 249H242V250H241ZM261 249H260L259 253L262 252ZM145 250H148V249L145 248ZM198 250H199V248L197 249V252L199 253L200 250H199V251H198ZM213 250H214V249H213ZM230 250H231V249H230ZM151 251L149 250V252H148V251H146V252H148V254H149ZM158 251H161V250H158ZM158 251H157V252H158ZM190 251H191V250H190ZM211 251H212V250H211ZM243 251H244V253H243ZM146 252H144V251L142 252V255H141V256L144 257V258L146 257L145 259L142 258L143 261L145 260V262H149V264H151L150 262H152V260H153V263H154V261L157 262V261L155 260V258L157 259L158 257H155V255H154L152 252H151L152 254L147 255ZM154 252H155V251H154ZM192 252H194L193 249H192ZM192 252H191V253H192ZM197 252H196V250H195V253H194V254H195L196 256L198 255ZM225 252H224V253H225ZM228 252H229V251H228ZM236 252H237V251H236ZM158 253H160V252H158ZM171 253H172V252H170V254H171ZM188 253H189V252H188ZM205 253H206V252H205ZM207 253H208V252H207ZM211 253H212V252H211ZM218 253H219V251H218ZM218 253H217V250H216V254H217V255L215 254V255H216V256H215L216 258H212V259H211V260L215 259V260H213L214 263L216 262V260H217V261L220 260L219 258L217 259V257H220V254H221V253H222V254H221V258H222V256L225 255V254L223 255V252H221L220 254H218ZM232 253H233V250H232V252H230V256H232ZM249 253L247 252V255H248ZM252 253H251V254H252ZM259 253H258V254H259ZM181 254H182V255H181ZM192 254H193V253H192ZM194 254H193V255H194ZM228 254H229V253H227L226 255H228ZM234 254H235V253H234ZM240 254H239V255H240ZM251 254H249L250 257H253L252 259L250 258L251 260L249 259L251 262H252V261H253V262H256V261L258 260V261H259V264H264V259H263V258H264V256H263L264 251H263V253H261V255L259 254L260 256H262V257H260V258H262V259H261V260H262L261 262H260V260H259L260 258L257 256L258 254H257V255H256V254L254 255L255 258L257 259L256 261H254L255 258H254V256H251ZM163 255H164V254H163ZM187 255H190V254H187ZM193 255H192V256H193ZM199 255H200V254H199ZM203 255H204V254H203ZM208 255L211 257L210 254H208ZM213 255H214V253H213ZM236 255H237V254H236ZM245 255H246V254H245ZM245 255H244V256H245ZM247 255H246V256H247ZM252 255H253V254H252ZM147 256H148V258L151 259V261H149V260L147 261V259H148ZM177 256H178V259H177ZM184 256H186V255L184 254ZM184 256H183V258H184ZM190 256H191V255H190ZM196 256H194V257H196ZM201 256H202V255H201ZM256 256H257L259 259H258ZM160 257H161V256H160ZM187 257H188V256H187ZM187 257H186V258H187ZM203 257H204V256H203ZM228 257H229V256H228ZM228 257L226 258L227 260H228ZM140 258H141V257H140ZM183 258H182V259H183ZM188 258H189V257H188ZM188 258H187V259H188ZM191 258H193V257H191ZM196 258H198V260H197ZM196 258H194V259H195L194 262H196V260H197V262L200 263V262H199V260H200V259H199L200 256H199V257H196ZM204 258H207L208 260H210V258H208V257H204ZM229 258H231V257H229ZM233 258H234V256H233ZM233 258H231V260H230L231 262H233V261H237V260L240 259V258H238V256H237L238 259H235V258H236V256H235V258H234L235 260L232 261ZM243 258H244L243 260H245V258H246V260H247L248 256H247V257H243ZM161 259H162V257H161ZM184 260H186V259H184ZM184 260H183V262H181V263L179 262V263H180V264H188V263H187V260H186V261H184ZM188 260H190V258H189ZM191 260H192V259H191ZM202 260H203V259H202ZM202 260H201V261H202ZM205 260H206V259H205ZM240 260L242 261V258H241ZM246 260H245V261H242L241 263L244 264L243 262H248V261H246ZM160 261H161V260H160ZM162 261H163V260H162ZM181 261H182V260H181ZM228 261H229V260H228ZM250 261H249V262H250ZM145 262H143L142 264H146ZM163 262H164V261H163ZM163 262H159V263L163 264ZM192 262H193V261H191L190 264H192ZM205 262H206V261H205ZM208 262H209V261H208ZM213 262L211 261V264H214ZM219 262H220V261H219ZM225 262H226V260H225ZM231 262H230V263H231ZM262 262H263V263H262ZM153 263H152V264H153ZM159 263H158V264H159ZM198 263H197V264H198ZM201 263H203V262H201ZM201 263H200V264H201ZM209 263H210V262H209ZM221 263H223V262H221ZM228 263H229V262H228ZM235 263L238 264V262H235ZM256 263L258 264V262H256ZM155 264H156V263H155ZM164 264H166V263L164 262ZM224 264H225V263H224ZM226 264H227V263H226ZM239 264H240V263H239ZM246 264H247V263H246Z\"/></svg>",
  "mask_w": 264,
  "mask_h": 264
}]
</instances>
